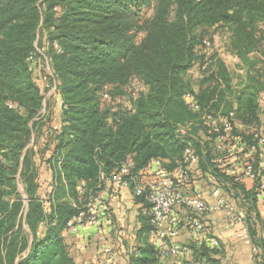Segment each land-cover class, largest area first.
<instances>
[{
	"label": "trees",
	"instance_id": "16d2710c",
	"mask_svg": "<svg viewBox=\"0 0 264 264\" xmlns=\"http://www.w3.org/2000/svg\"><path fill=\"white\" fill-rule=\"evenodd\" d=\"M149 9L153 15L144 19ZM213 27L228 30L230 51L244 63L245 76L236 82L212 47L204 45ZM263 27L264 0H0V264H76L64 233L86 197L81 191L104 185L101 173L110 181L130 159L128 178L138 180L148 168L153 177L155 160L172 171L188 145L196 150L200 168L248 201L254 243L260 178L248 191L240 177L243 170L231 168L228 175L225 164L219 166L215 159L223 156L225 161L228 145L252 151L258 147L255 135H263ZM140 33L144 36L138 40ZM38 49L57 75L66 105L50 159L54 189L49 208L38 195L36 152L30 147L44 131H53L54 120L41 117L46 89ZM196 67L205 77L194 96L200 110L193 112L185 95L193 92L188 73ZM134 78L143 88L124 106L116 97ZM104 94L111 101H104ZM231 113L232 133L219 155L214 138L199 136L201 118H229ZM236 119L256 129L241 133ZM188 121L197 126L180 135L178 126ZM252 153L250 163H255L264 150ZM141 224V237L154 229L149 214ZM142 239L131 264H163L153 244ZM191 247L192 261L223 264L218 249ZM261 247L264 256V240Z\"/></svg>",
	"mask_w": 264,
	"mask_h": 264
},
{
	"label": "crops",
	"instance_id": "0c3cea01",
	"mask_svg": "<svg viewBox=\"0 0 264 264\" xmlns=\"http://www.w3.org/2000/svg\"><path fill=\"white\" fill-rule=\"evenodd\" d=\"M207 32L206 38L212 42V49L216 57L220 59L225 64L228 71L235 76V82L239 77L245 76L246 71L244 63L230 51L231 34L228 30L226 28L213 27L207 30ZM258 56L261 57L260 55ZM215 69L216 66L212 68V71ZM204 77L205 71L199 70L198 67L189 71L188 79L191 81L192 93L194 96H197L200 92L201 81ZM259 103L260 105L263 104L262 107L264 106V94H261L259 97ZM51 104V102L47 104L46 113H50V115L53 114L56 116L55 118L57 120H60V108L56 105L52 107ZM123 105L128 106L126 102L123 103ZM53 108H55L54 112H52ZM260 118H263L262 113L260 114ZM235 124L241 133H249L256 129L255 126L245 125L237 119L235 120ZM260 133L264 135L263 127L260 129ZM199 136L204 140L206 139V132L203 128L199 131ZM38 142L39 145L44 142L46 145L43 144V146L48 145L46 156L36 155L34 162L36 163L39 174L38 195L42 196L43 194L44 197L47 196L45 204L48 205L49 208L48 197L54 189V175L50 159L53 155L52 151H54L55 143L48 135L41 136L37 143ZM34 143L35 142H33L30 147H34L36 151L37 144L34 145ZM227 148L224 171L227 172L228 175H230L231 168L235 169L238 167V171L240 169L242 171L244 169L243 167L250 164V161H253V151H244L242 146L231 147V145H228ZM254 164L260 167V159ZM261 170L259 184L264 185V166ZM173 171H175V169L172 171L168 170L170 173ZM192 172V185L190 188L184 189V192L191 195H200L208 203L212 204L217 200L213 192L219 189L221 195L227 201L226 207L201 217L204 225V234L203 232L202 234L209 239H217L220 243L217 257L221 259L223 264H264V256L261 255L263 253V248H259L261 240H264V196L258 198L256 203L259 220L254 222V227L256 228V235L254 236L255 246L251 238L248 240L240 237L243 229L241 224L230 226L227 221V214L229 212L246 217L248 215L250 204L247 200L240 197L241 192L232 189L230 184L221 182L214 176V173L205 171L200 168L199 164L192 166ZM150 173L151 171L148 168L141 173L137 182L150 180L152 178ZM240 177L246 190L250 191L256 188V180L246 175H240ZM103 183L104 187L109 190L111 189L109 180L105 179ZM82 185L87 186V183L83 182ZM109 203V216H103L95 225L82 227L76 233L70 231L64 233V239L68 246V250L76 264H131V257L141 245L143 237H146L148 242L153 244V231L141 237V217L147 214L151 215V213L145 208L144 201L139 202L134 196L132 186L125 187L117 192L111 191ZM192 217H194V215L186 207L178 206L175 208L172 219L166 225V228L171 229L175 224L179 232L175 239L168 241L170 245L174 242L189 247L201 246L200 241H204L202 234L193 237L187 227V223ZM258 244L259 246H257ZM205 246L209 247L207 243ZM107 248L110 249V252H105ZM192 250L193 254L190 257H180L178 259L168 258L163 260V264H183L185 261H192L195 253L193 248Z\"/></svg>",
	"mask_w": 264,
	"mask_h": 264
},
{
	"label": "built area",
	"instance_id": "2783aa9c",
	"mask_svg": "<svg viewBox=\"0 0 264 264\" xmlns=\"http://www.w3.org/2000/svg\"><path fill=\"white\" fill-rule=\"evenodd\" d=\"M206 47H212V42L207 39L204 41ZM60 51V50H59ZM38 52L44 57L40 62L39 67L43 71V84L46 89V95L44 97V110L46 113V107L49 102L58 106L61 111L66 108L62 96L59 94V82L57 75L54 73L49 59L44 55L43 51L38 49ZM35 56H31L29 61H34ZM34 63V62H33ZM211 64L208 61L204 64V69ZM139 91L133 93V97H136ZM104 100L111 101L108 94H104ZM185 99L190 105V109L193 112H198L200 106L196 103L195 97L192 93H186ZM262 104V103H261ZM263 105V104H262ZM264 107V106H263ZM230 118H234V113L230 114L229 118H224L221 115H203V129L210 138H214L217 143L218 154L224 150V143L230 138L232 133V123ZM197 126L196 122L188 121L178 126V133L185 135L192 131V128ZM53 131L59 133L62 130L61 120L54 118ZM257 139V146L252 147V151L264 150V137L259 133L255 135ZM215 162L219 166L225 164L223 156H218ZM199 164V157L196 150L188 145L184 151L181 161L177 164L175 171L168 172L165 164L161 160L153 161V177L148 181L137 182L133 177L128 178L132 169V160H128L124 163L118 171H116L110 180L111 191L117 192L125 187H130L133 183L134 196L136 198H143L144 201L150 205L151 224L153 226V246L158 251L161 259L180 257H190L193 254L191 247L187 245H180L174 243L170 245L168 241L175 239L178 236V229L173 225V228L167 229L166 225L171 221L172 214L176 207H186L189 209L194 217L190 218L187 223V227L193 237L202 234L204 225L201 217L208 213L218 211L227 205L226 199L221 195V191L216 189L213 195L216 197L215 203H208L200 195H191L184 192V189L191 187L193 182L192 166ZM264 166V154L260 155V167L254 163L246 165L241 175H246L256 180L262 172ZM261 168V169H260ZM106 179V175L101 173L100 180L103 182ZM104 185H98L96 189L90 191L82 190L81 193H86V197L83 200L79 213L72 218L68 224L67 229L70 232L76 233L80 228L95 225L100 221L103 216H109L110 203L109 196L110 191ZM264 196V185H260L258 188V198ZM227 221L230 226L235 224H241L243 226L240 237L244 239H250V233L248 231L247 217L235 213L229 212L227 214ZM204 234V232H203ZM203 236L204 241H200L201 245L208 244L211 249H218L220 243L217 239H209ZM105 252H110V249H105ZM190 264H205L200 261H191Z\"/></svg>",
	"mask_w": 264,
	"mask_h": 264
},
{
	"label": "rangeland",
	"instance_id": "374dc122",
	"mask_svg": "<svg viewBox=\"0 0 264 264\" xmlns=\"http://www.w3.org/2000/svg\"><path fill=\"white\" fill-rule=\"evenodd\" d=\"M153 15V9H149V10H146V12H145V15H144V19H149L151 16ZM144 36V34L143 33H140L139 34V36H138V40H141V38ZM140 80H138L137 78H134V79H132L131 80V82H130V84L129 85H127L125 88H124V91H123V94H120V95H122V96H120V97H118L117 95V101H119L120 103H129V101L133 98V93L135 92H137V91H141L142 90V86H141V83L139 82ZM106 93V92H105ZM105 101V100H104ZM107 102V101H106ZM52 103V102H51ZM109 105H111V103H109V102H107ZM52 105V107H54L55 105L52 103L51 104ZM44 110V109H43ZM43 110H42V112H41V117L42 118H44V120H48L49 118H51V117H53V118H55L56 116L55 115H53V114H51V115H49L48 113H44L43 112ZM55 111V108H53V110H52V112H54ZM60 112H62L61 110H60ZM62 114V113H61ZM61 114H59L60 115V118H61ZM61 120V119H60ZM59 120V121H60ZM49 136V138H51L52 139V141H54V143H55V145H54V147H56V143H57V135H58V133L57 132H55V131H52L50 128L49 129H47L46 131H44L42 134H40L39 136L41 137V136ZM39 137V138H40ZM47 140V139H46ZM48 141V140H47ZM40 142H41V140H40ZM45 143V142H44ZM43 143V144H44ZM43 144H41L40 143V145H39V142L37 143V145H36V155H39V156H41V155H44V156H46V153H47V151H48V145L47 146H43ZM44 145H46V144H44ZM53 152V151H52ZM35 155V156H36ZM35 158V157H34ZM41 167V166H40ZM36 168H37V166H36ZM19 190H20V192L25 196V191H24V186L22 185V183H19ZM41 197V199H43L44 201H46V197H44L43 196V194H42V196H40ZM46 207L48 208V205H46Z\"/></svg>",
	"mask_w": 264,
	"mask_h": 264
}]
</instances>
